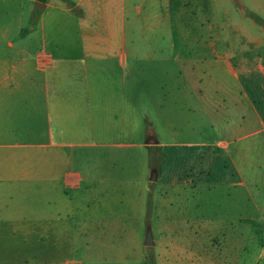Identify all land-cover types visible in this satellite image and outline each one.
I'll use <instances>...</instances> for the list:
<instances>
[{
	"label": "crops",
	"instance_id": "obj_1",
	"mask_svg": "<svg viewBox=\"0 0 264 264\" xmlns=\"http://www.w3.org/2000/svg\"><path fill=\"white\" fill-rule=\"evenodd\" d=\"M7 1L0 0V264H84L76 257L77 240L92 234L93 223L124 221L120 207L132 182L148 189L150 171H158L157 180L162 177L148 153L161 149L162 160V149L169 146L148 110H162L171 89L182 90L186 102L197 91L209 118L215 116L216 95L224 94L218 102L228 100V117L239 118L236 124L229 119L230 137L219 141L222 158L231 165L215 168L212 143L199 144L206 148L200 156L203 171L219 176L220 184L241 188L256 207L264 206V138L253 129L264 127V53L231 61L218 86L210 70L199 76L188 69L180 89L178 71L162 67L178 65L176 41L164 60L163 43L148 54L129 36L140 23L142 29H135L146 34L151 10H126V0L120 7L116 0H71L73 6L49 0L31 25L29 0H12V6ZM158 15L155 26L169 23ZM24 29L27 34L20 37ZM213 46L209 52L221 58ZM237 53L242 55L241 48L230 54ZM143 59L160 67L146 72ZM184 147L187 163L169 180L183 194L193 179L188 166L194 145ZM184 200L180 194L174 198L177 214L184 213Z\"/></svg>",
	"mask_w": 264,
	"mask_h": 264
},
{
	"label": "rangeland",
	"instance_id": "obj_2",
	"mask_svg": "<svg viewBox=\"0 0 264 264\" xmlns=\"http://www.w3.org/2000/svg\"><path fill=\"white\" fill-rule=\"evenodd\" d=\"M116 1L120 7L122 0ZM34 2L39 1L28 2L27 24L31 25L36 23L40 13L33 7ZM12 4V0L7 1V5ZM125 6L126 10H151L146 34L135 29L141 28V23L129 32L132 42L141 45L143 51L156 53L163 43V58L170 59L171 53L165 50L170 51V42L176 41L178 65L173 61L162 63V67L165 70L171 65L172 71H178L180 89L181 76L188 69L199 76L210 70L218 86L224 73L232 69L228 67L231 61L239 57L242 61L254 60L256 54L264 53V0H126ZM83 10L91 8L83 6ZM94 10H97L95 6ZM160 13L163 22L169 23L160 24L158 28L154 19ZM26 34L27 29H24L20 37ZM210 44H214L221 58L209 52ZM240 48L241 56L230 54ZM155 64L160 67V62H143L146 72H154ZM167 91L169 93V89ZM171 91L162 110L153 106L148 110L159 138L169 146L162 149V160L158 159L161 149L153 148V152L148 153L162 177L150 182L148 189L138 180L132 182L129 192L124 193V208L120 207L125 213L124 221L93 223L92 234L88 237L84 234L77 240V247H80L77 259L84 264H144L153 256L155 264H264V206L256 207L243 195L241 188L220 184L219 176L203 171L205 160L200 157L206 148L199 144L212 143L211 165L215 168L231 165L222 158L223 145L219 141L230 137L226 134L229 119L236 124L239 118L228 117V100L225 104L218 102L219 98L226 99L224 94L216 95L215 116L209 118L197 101V91L191 102L182 98V90L179 93L175 89ZM243 114L248 116L245 111ZM253 129L260 131L258 137L264 138L262 125ZM187 144L194 145L193 159L188 166L193 179L183 194L184 189L177 184L171 186L169 180L171 172L187 163L188 149L184 147ZM178 194L185 196L183 214L174 212L173 200ZM118 200L114 202L116 209ZM161 203L164 217L159 212ZM252 217H255L253 221ZM149 225L154 238L152 247L144 245Z\"/></svg>",
	"mask_w": 264,
	"mask_h": 264
},
{
	"label": "water",
	"instance_id": "obj_3",
	"mask_svg": "<svg viewBox=\"0 0 264 264\" xmlns=\"http://www.w3.org/2000/svg\"><path fill=\"white\" fill-rule=\"evenodd\" d=\"M46 4L44 3H39L37 2L35 4V8L38 9L39 11H42L45 8ZM79 7H75L74 10H78ZM150 143H155L154 139L150 140ZM158 179V171L157 170H153L150 174V178L149 180L151 182H155ZM144 245L147 247H152L154 246V238H153V233H152V227L149 225L147 227V232H146V236H145V240H144Z\"/></svg>",
	"mask_w": 264,
	"mask_h": 264
},
{
	"label": "trees",
	"instance_id": "obj_4",
	"mask_svg": "<svg viewBox=\"0 0 264 264\" xmlns=\"http://www.w3.org/2000/svg\"><path fill=\"white\" fill-rule=\"evenodd\" d=\"M39 3H47L49 0H38ZM65 2L66 4L73 6V2L71 0H61ZM144 264H155L154 257L148 258V261H146Z\"/></svg>",
	"mask_w": 264,
	"mask_h": 264
}]
</instances>
